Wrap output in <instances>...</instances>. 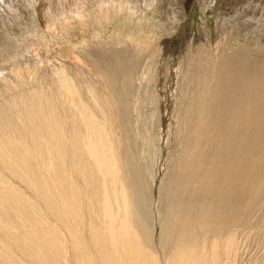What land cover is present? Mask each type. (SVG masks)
Listing matches in <instances>:
<instances>
[{"label": "bare ground", "instance_id": "1", "mask_svg": "<svg viewBox=\"0 0 264 264\" xmlns=\"http://www.w3.org/2000/svg\"><path fill=\"white\" fill-rule=\"evenodd\" d=\"M23 1L0 0L6 32ZM60 1L108 11L0 70V264H264V0H200L182 55L187 0L161 23L165 0Z\"/></svg>", "mask_w": 264, "mask_h": 264}, {"label": "rangeland", "instance_id": "2", "mask_svg": "<svg viewBox=\"0 0 264 264\" xmlns=\"http://www.w3.org/2000/svg\"><path fill=\"white\" fill-rule=\"evenodd\" d=\"M165 2L162 3V6H151L148 11H145L143 18L147 19V17L150 16L152 22L159 21L161 23L167 21V17L174 9L173 3L175 0H165ZM216 2L218 6L217 9L228 3L226 0H223L222 3L219 0H214L209 7V18L213 16V10H216V8H214ZM60 3L61 5H70V0H62ZM22 4L24 6L23 9L26 10L25 7H27L28 12L33 15L34 19L28 20V14L23 13L22 23H24V21L26 22L27 19L25 26L23 29H18L15 27L13 28L11 25V33L6 32V28L0 25V54L6 57V59L0 62V70L11 65L19 64L20 62L34 61L40 57L48 61L50 57L56 55V50L59 51L61 49V46L56 42L58 34V36H60V34L65 31L63 34H71V37L67 38V42H71L72 44L78 43L79 39H82L83 36L87 34L91 35L88 26L83 30L84 26L82 27V23L92 25L95 19L102 22L108 11L106 5H103L104 8L102 9L98 5H94L92 9H89L83 7L81 4H75L74 1H72L71 7L66 9L64 14L61 15L56 10L57 3H53V0H37V6H35L37 9V15L32 13V5L29 0H24ZM54 4L55 8L53 6ZM130 4V2L125 3L122 0H120L119 3L120 6L122 5L121 7L123 9ZM167 4L168 7H166ZM186 7L188 11L187 19L182 23L178 32L174 33L173 37H170V39H172L170 44L172 46H170L171 50L175 52L182 51L181 53L179 52L181 55L185 53L187 50V44L191 40L193 44L197 46L202 38L203 20L200 12V0H187ZM97 14L99 15L98 18H96ZM23 16L26 19H24ZM60 18L62 19L63 24L61 22L59 26H56V21ZM144 22L145 21L136 24V26L146 29V23ZM58 27L62 30L57 34L58 31L56 28ZM77 28L81 29V33H76ZM24 29H26V31H24ZM111 30L112 32L113 30H116L117 32H120L121 30L124 36H128L131 32L130 28L127 26L114 27L111 28ZM140 33L141 32L138 34ZM141 37L142 36H140V38ZM14 39H17L18 42H20V50L14 45ZM168 52H170V50H168ZM262 252L264 254V250H262L259 251V255L262 256ZM254 253L255 252L252 250L247 251L244 256L249 257L251 255L253 257ZM261 256L259 258H261Z\"/></svg>", "mask_w": 264, "mask_h": 264}]
</instances>
